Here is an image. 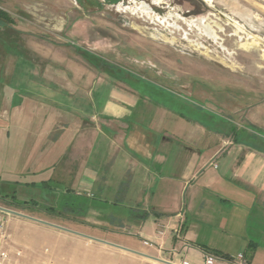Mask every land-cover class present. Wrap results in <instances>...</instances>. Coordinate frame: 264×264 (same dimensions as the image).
<instances>
[{
    "label": "crops",
    "instance_id": "0c3cea01",
    "mask_svg": "<svg viewBox=\"0 0 264 264\" xmlns=\"http://www.w3.org/2000/svg\"><path fill=\"white\" fill-rule=\"evenodd\" d=\"M75 75L73 90L34 86L21 94L65 118L52 115L48 134L58 135L44 146L46 164L31 172L48 176L31 183L48 193L51 210L33 217L155 260L0 212V264H39L43 240L56 254L45 248L42 264H56L69 246L74 259L86 255L92 264H203L204 252L215 264L236 254L264 264V92L245 94L257 101L224 116L184 95L152 98L85 71ZM12 196L0 194V207L12 203L28 215L34 200ZM159 226L167 228L162 238Z\"/></svg>",
    "mask_w": 264,
    "mask_h": 264
},
{
    "label": "rangeland",
    "instance_id": "374dc122",
    "mask_svg": "<svg viewBox=\"0 0 264 264\" xmlns=\"http://www.w3.org/2000/svg\"><path fill=\"white\" fill-rule=\"evenodd\" d=\"M0 13V194L34 200L32 218L46 216L48 193L32 189L31 181L48 176L31 172L46 164L44 146L58 135L54 128L48 134L52 115L65 118L21 96L29 88L73 90L70 80L85 71L152 98L184 95L224 116L257 101L245 94L264 92V25L254 28L264 24V0H0ZM38 248L39 264L45 248L56 254L50 241ZM73 252L65 248L56 264L71 262ZM74 261L92 264L86 255Z\"/></svg>",
    "mask_w": 264,
    "mask_h": 264
},
{
    "label": "built area",
    "instance_id": "2783aa9c",
    "mask_svg": "<svg viewBox=\"0 0 264 264\" xmlns=\"http://www.w3.org/2000/svg\"><path fill=\"white\" fill-rule=\"evenodd\" d=\"M166 227L164 226H159L158 230L156 231V237L157 238H162L165 231H166ZM143 245L147 246V247H153L154 245H156V243L152 240H143ZM158 249H161V245H158ZM3 259H6V255L2 254L1 256ZM203 264H215L217 257L215 255H212L210 253L204 252L203 255ZM229 263H233V264H246L244 262L243 256L241 254H239L236 258H231L229 257L228 259H226ZM168 264H189L187 261H182L180 263H174L172 261H168Z\"/></svg>",
    "mask_w": 264,
    "mask_h": 264
},
{
    "label": "water",
    "instance_id": "95a60500",
    "mask_svg": "<svg viewBox=\"0 0 264 264\" xmlns=\"http://www.w3.org/2000/svg\"><path fill=\"white\" fill-rule=\"evenodd\" d=\"M0 212L1 213H6V214H9V215H14V216L21 217V218H25V219H28V220H31V221H34V222H37V223H40V224H44V225H47V226H50V227H53V228H56V229H59V230L68 232V233H72V234H76V235L82 236V237L87 238V239L92 240V241L105 243V244L114 246L116 248H119V249H122V250H125V251H128V252H131V253H134V254H138V255H141V256H144V257H148L150 259H154V258H151V257L146 256L144 254H141V253H138V252H135V251H132V250H129V249H126V248H123V247L114 245V244H110L108 242H104V241H101V240H98V239H95V238H92V237H89V236H86V235H83V234H80V233H77V232H74V231H71V230H68L66 228H62L60 226L50 224V223L45 222V221H42V220H38V219H35V218H32V217H29V216H27L25 214H22L20 212H16V211H13V210H9V209L3 208V207H0Z\"/></svg>",
    "mask_w": 264,
    "mask_h": 264
},
{
    "label": "trees",
    "instance_id": "16d2710c",
    "mask_svg": "<svg viewBox=\"0 0 264 264\" xmlns=\"http://www.w3.org/2000/svg\"><path fill=\"white\" fill-rule=\"evenodd\" d=\"M2 17H4V16H3V14L0 13V19H2ZM86 54H87V53H84L83 56H84V57H87ZM87 55H88V54H87ZM88 56H89V57H87V58H89L88 60H89V61H92V60H91V56H90V55H88ZM90 63L93 64L92 62H90ZM94 66H96V67H98V68L101 69L100 63H98V65L95 63ZM6 197H7V196H4L3 198L5 199ZM14 197H15V196L13 195L11 198L14 199ZM27 203H28V202H27ZM30 203H31V202H30ZM86 203H87V202L84 201V209L87 211L88 205H87ZM4 204H5L8 208H12V209L15 208V209H17V210H20V207L15 206V205L12 204V203L4 202ZM31 204L34 205L33 203H31ZM44 210L46 211V213H48V212L51 211L49 208H44ZM71 210H73V209H71ZM56 214H57V215H60V214H61V208H59V209L56 210ZM222 258H223V259H228L229 257L224 256V257H222Z\"/></svg>",
    "mask_w": 264,
    "mask_h": 264
},
{
    "label": "bare ground",
    "instance_id": "6f19581e",
    "mask_svg": "<svg viewBox=\"0 0 264 264\" xmlns=\"http://www.w3.org/2000/svg\"><path fill=\"white\" fill-rule=\"evenodd\" d=\"M138 9L142 12V13H144V14H146V15H152L153 14V12L151 11V10H149L147 7H145V6H143V5H141L140 7H138ZM202 22V21H201ZM195 24V26H197L199 29H203V31L205 32V29L204 28H200L201 26H200V22L198 23V22H194ZM251 39V38H250ZM255 43V41H253V44ZM252 44V45H253ZM251 44H250V46H252Z\"/></svg>",
    "mask_w": 264,
    "mask_h": 264
},
{
    "label": "flooded vegetation",
    "instance_id": "af4514ba",
    "mask_svg": "<svg viewBox=\"0 0 264 264\" xmlns=\"http://www.w3.org/2000/svg\"><path fill=\"white\" fill-rule=\"evenodd\" d=\"M263 25H264V24H260V25H257L258 27H254V28H256L258 31H260L259 29L262 28ZM257 30H256V31H257ZM260 34H263V35H264V33H261V32H260Z\"/></svg>",
    "mask_w": 264,
    "mask_h": 264
}]
</instances>
